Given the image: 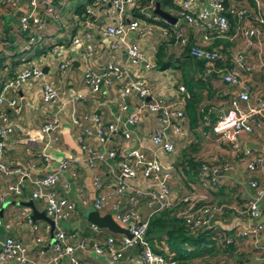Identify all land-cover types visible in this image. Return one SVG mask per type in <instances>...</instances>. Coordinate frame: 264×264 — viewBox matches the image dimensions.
<instances>
[{"label": "crops", "instance_id": "1", "mask_svg": "<svg viewBox=\"0 0 264 264\" xmlns=\"http://www.w3.org/2000/svg\"><path fill=\"white\" fill-rule=\"evenodd\" d=\"M89 1L54 0V6L58 11L57 18L44 19L40 31L42 39L35 44L33 51L27 50L25 54L28 32L19 30L17 17L19 13L27 10L28 0H21L16 11L0 0V87L22 66L19 59L24 54L27 64L35 63L40 68L44 67L42 79H30L18 89H9L5 94L7 98L15 99L20 109L16 114L9 111L13 132L7 140L4 159L24 168L32 163L34 168L31 175L34 177L47 174L56 165L57 160L68 159V165L61 171L54 188L59 196L72 200L75 208L72 215L61 221L60 225L77 239L84 238L103 244L107 237L118 238L119 235L112 234L106 229L93 228L90 224L82 229L69 230L68 224L71 221L82 220L84 214L93 209L92 203L97 191L93 184L95 178L99 181L101 189L110 194L106 204L98 211L100 214L112 213V204L118 200L113 193L114 177L117 172L116 159L105 158L104 161H96L93 166H89L84 161V153L76 137L81 134L83 127L93 128L90 119L81 118L83 114L96 112L103 123L117 120L120 129L110 138L105 148L115 149L117 153L136 148L148 158H155L165 166L170 164L172 177L169 180V189L178 208L183 206L184 199L205 194L210 205L220 207L212 215L213 228L210 231H220L229 235L256 224L262 226V230L256 235L247 238L236 236L233 244L220 249L214 248L212 252L189 259L185 264H264V197L257 205V217L251 218L243 211L245 202L255 192L249 181L254 180L259 186H264V121L259 120V127L250 134L241 133L237 138L241 149L258 158L252 170L246 169V162L239 153L233 152L228 144L216 139L209 131L210 125L229 108L232 98L236 100L238 108L244 109L246 106L236 97L237 87L227 85L221 77V73L228 68L231 54L240 46L241 39L230 41L225 35L212 37L207 46L218 50L226 60L216 63L215 72L205 74L203 69L200 70L196 66L195 59L185 58L180 48L163 33V29H179L188 37L189 43L199 41V31L186 27L177 17L173 24L159 17L155 22L145 20L144 23L151 27L150 31L144 29L139 33L128 34L126 40L134 42L155 64L151 70H139V74L129 69L131 78L143 77L150 88L151 97L162 103L174 102L183 111V132L181 135L169 134L174 144V152L167 155L158 151L149 140L150 132L157 126L156 114L149 112L145 106H139L134 97L124 98L126 108L124 111L120 110V102L113 100L114 92L118 88L117 83L111 86L104 85L96 93L88 92L85 87L82 62L77 50L69 44L70 37L82 27L75 9L80 5H84L86 9L90 5L91 13L96 18V26H105L111 22L109 5L101 3L91 5L94 0ZM205 1L199 0V5ZM261 1V12L264 13V0ZM230 2L229 0L228 4ZM232 2L237 7L254 10L252 0ZM155 3L159 6V0H154L153 4ZM149 9H144V12ZM229 18L231 20L229 34H232L238 23L235 18L231 16ZM112 40L101 37L96 29L92 30L95 54L91 62L95 68L107 61L118 65L125 63L122 49L113 50L109 46ZM159 47H162L159 57L160 62L164 63L162 68L158 66L156 58ZM64 58L70 59V65L60 71L57 65ZM245 60L250 66V72L244 78L248 88L247 104L253 106L259 99L264 100V25L258 26L253 45L248 49ZM42 82H48L57 88L58 101L55 105L42 103L40 96ZM179 86L183 90H180ZM191 93L196 95L195 101L189 102L191 105H186ZM146 100L149 101V98ZM72 112L80 116L78 125L73 126L69 120ZM53 113L59 122L53 133L57 137L55 141L39 131L40 126L47 122ZM131 113L137 116V123L133 126L125 121L127 115ZM124 129L130 131L131 136L128 140L122 137L121 131ZM201 131L208 132V137L203 138ZM84 141L95 152L102 151L101 145L93 137ZM45 143L47 154L53 158L49 162L37 156ZM187 157L198 163L188 174L182 167ZM202 162L217 167L214 183L207 181V184L203 185L199 179V165ZM184 168L186 169V166ZM175 177L178 181L174 180ZM15 179L16 175L6 178L0 174V193L7 180ZM128 182L142 190L149 186L139 177ZM32 189L33 187L24 181L20 195L0 201V242L6 237H12L21 243L28 259L24 264H47L53 241L50 226L42 219L31 221L29 219L31 208L23 204L32 201V207L36 211L45 213L44 202L31 198ZM130 195H133V192H126L119 198L120 209H129ZM131 209L139 220L148 219L153 213V207L147 206L145 199L139 197ZM33 226L36 228L33 229ZM154 248L164 253V256L168 252L162 241L154 243ZM136 253V247L126 248L122 252L119 264H132L136 259ZM76 256L78 264H108L106 256L97 255L89 248L78 250ZM0 264L15 263L0 261Z\"/></svg>", "mask_w": 264, "mask_h": 264}, {"label": "built area", "instance_id": "2", "mask_svg": "<svg viewBox=\"0 0 264 264\" xmlns=\"http://www.w3.org/2000/svg\"><path fill=\"white\" fill-rule=\"evenodd\" d=\"M21 0H2V3L8 7L18 10ZM137 0H94L91 5L97 3L109 5V15L111 22L107 25L96 26V18L91 13L90 5L86 8V17L80 21L81 29L70 37L69 44L77 50L78 57L83 65V83L88 92L96 93L104 85L118 84L115 90L113 100L120 102L119 108L124 111L126 105L124 98L134 97L139 106H145L149 112L157 115V126L149 134V140L152 145L160 152L170 155L174 152V144L169 134H182L183 111L174 102L162 103L151 97V91L143 77L137 76L131 78L130 70L137 72L139 70H151L155 64L149 57L131 41H127L128 34L139 33L141 31H150L151 27L144 23L145 20L155 22L158 17L150 11L153 6L149 5V11L139 9L140 17L130 15L129 10ZM224 5V0H206L204 4L199 5V0H175L179 10L175 13L186 27H191L200 33V39L192 43L187 48V54L202 63L205 74H211L216 71L215 65L219 61H225V56L214 48H210V39L214 36L225 35L228 40H240V46L231 54L228 68L221 73L222 80L227 85L236 86V97L246 104L244 109L238 108L236 100H230V106L224 111L216 121L210 125V132L219 141L230 146L233 152L239 153L245 160L247 170H252L258 158L253 157L247 150H243L238 145V135L241 133L250 134L255 128L259 127V120L264 121V100L259 99L256 105L250 106L248 101V88L245 84V75L250 72V66L245 58L248 49L253 45V38L256 35L258 26L264 25V16L261 12V0H252L254 10H247L237 7L232 0ZM146 9V8H145ZM58 11L54 6V0H28L27 10L19 13L18 27L20 31L28 32V44L26 51H33L38 41L42 39L40 31L45 18H57ZM227 15L235 18L238 25L232 34H229L230 21ZM34 27V29H32ZM96 29L101 37L113 39L109 46L113 50H121L124 55L125 63L118 65L115 62H103L97 68L92 65L94 58V43L92 42V30ZM164 35L168 37L169 31L173 33L174 43L180 50L187 47V37L179 29H163ZM213 33L215 35H213ZM29 53V52H28ZM24 54V55H25ZM20 57L22 66L15 74L6 80L0 87V174L6 178L16 175L14 181L7 180L0 193V201L7 197L20 195L24 186V181L29 183L32 199H41L44 202L46 216L53 222L50 252L47 264H78L76 252L78 250L91 249L97 255H104L108 259V264H119L122 252L128 247H136V259L132 264H174L171 260V253L166 256L154 252L144 237L147 220H139L137 214L131 209L139 198L145 199L147 206L153 207V212L162 209H168L175 206L170 189L169 180L172 177L171 165H163L155 158H148L136 148L127 149L123 153H117L115 149L105 148V145L113 135L118 133L117 120L103 123L96 112L83 114L82 119H90L93 128L83 127L81 134L76 137L77 143L83 150L84 161L93 166L96 161H104L105 158L116 159V175L114 177L113 193L118 200L112 204V218L122 227L126 228L130 237L119 235L118 238L107 237L103 244L96 241H87L86 239H77L72 233H67L60 222L68 219L74 212L75 204L72 200L61 197L57 194L54 186L58 181L61 171H63L69 160L59 159L56 165L45 175L34 177L31 172L34 165L30 163L28 167H19L11 161L4 159L7 140L13 132V126L9 111L17 113L20 109L15 99L5 96L7 90L18 89L24 82L42 79V70L38 64L26 63L25 56ZM70 65V59H62L57 68L62 71ZM180 90H183L179 86ZM42 103L53 106L58 101L57 88L48 83L42 82L40 89ZM149 98V101L146 99ZM5 107V108H4ZM79 117L75 112L70 114L71 124L78 125ZM126 123L133 126L137 123V116L134 113L127 115ZM262 121V120H261ZM58 118L55 113L52 117L42 124L39 131L49 136L51 140L57 139L53 133L58 127ZM51 133L53 135H51ZM122 137L128 140L131 136L129 130L121 131ZM203 138L208 137V132L201 131ZM93 137L101 145L102 151L95 152L90 145L84 141ZM47 143L37 153L45 162L52 158L45 150ZM226 166H224L225 168ZM218 171L215 165L203 163L199 166V177L202 184L215 182V174ZM136 177L141 178L148 183L146 189L142 190L129 184L128 181ZM96 188V194L93 199L92 207L95 210L102 208L110 194L101 189L97 178L93 180ZM250 187L255 189L253 196L248 199L243 207V211L251 218L258 216L257 205L264 197V186H259L256 181H249ZM133 192L128 196L129 209L122 210L119 207V198ZM205 194L192 196L191 199H184V204L180 207L177 216L183 221V224L189 229V232H195L201 229H212V215L220 207L212 206L207 203ZM131 207V208H130ZM36 227L33 226V229ZM95 228V227H93ZM262 230L259 224L245 230L236 231L225 235L223 241L225 244L235 240L236 236L247 238L256 235ZM264 256V254H263ZM0 261H12L15 264H24L28 261L24 246L12 237H6L0 242Z\"/></svg>", "mask_w": 264, "mask_h": 264}, {"label": "trees", "instance_id": "3", "mask_svg": "<svg viewBox=\"0 0 264 264\" xmlns=\"http://www.w3.org/2000/svg\"><path fill=\"white\" fill-rule=\"evenodd\" d=\"M153 1L154 0H137L133 7L129 10L130 15L141 18V15L138 13V10L148 8L149 5L153 6ZM223 3L226 6L227 0H224ZM159 6L162 10H165L166 12L168 11L170 14L172 13L174 17H177L175 13L179 10V7L176 4L175 0H159ZM75 12L77 14V18L80 19V21L83 20L84 17H86V9L84 8V5L78 6L75 9ZM229 16L230 15H227L228 18ZM229 21L231 23L230 18ZM160 23L166 26L164 22L160 21ZM172 33L173 32L170 30L167 39L174 42ZM213 35L215 34L213 33ZM191 44L192 43H189L187 37V47L181 50L185 58H191L187 54V48ZM161 48L162 47H159L156 52V58H158V66L160 68H162V64H164L161 63L159 59V57H161ZM196 61V66L200 70H202V63L198 60ZM190 96L191 97L187 99L188 102L186 103V105H191V103L189 102L195 101L196 95L191 93ZM201 164H203V162ZM197 165V162L187 157L186 161L182 165L183 171L188 174V172ZM184 166H186V169L184 168ZM176 205L168 209H162L153 212L147 220L144 237L154 252L164 255V253H162L160 250L154 248V243H159L160 241H162L167 247L168 253H171L170 259L174 261V264H185L189 259L204 255L206 252H212L214 248L220 249L222 247L229 246L235 242L234 240L230 243L225 244L223 241L225 233H222L220 231H210V229H201L195 232H189V229L183 224L182 219L177 216V213L180 208H178ZM63 229L67 233H71L65 228ZM209 244L210 246L208 247Z\"/></svg>", "mask_w": 264, "mask_h": 264}, {"label": "water", "instance_id": "4", "mask_svg": "<svg viewBox=\"0 0 264 264\" xmlns=\"http://www.w3.org/2000/svg\"><path fill=\"white\" fill-rule=\"evenodd\" d=\"M154 15L162 19L163 21L173 24L176 19L172 15H170L168 12L162 10L159 8L158 3L154 4V8L151 11ZM42 72H44V67L41 68ZM24 205H27L31 208V214L29 216V219L31 221H34L35 219H42L46 221L49 226L50 230L52 232L53 229V222L46 216L44 212H38L32 207V201H29L27 203H23ZM87 224H90L91 226L99 229H106L108 232L116 235H124L126 237H130L128 231L126 228L120 226L111 216L110 213H104L100 214L98 210L90 209L85 214L82 220L79 221H71L68 224V229H82Z\"/></svg>", "mask_w": 264, "mask_h": 264}, {"label": "rangeland", "instance_id": "5", "mask_svg": "<svg viewBox=\"0 0 264 264\" xmlns=\"http://www.w3.org/2000/svg\"><path fill=\"white\" fill-rule=\"evenodd\" d=\"M177 179H178L177 177L174 178L175 181H178ZM179 189H180V187H179Z\"/></svg>", "mask_w": 264, "mask_h": 264}]
</instances>
